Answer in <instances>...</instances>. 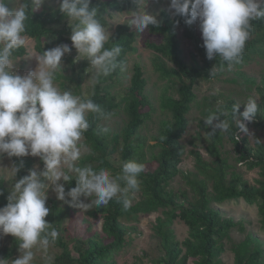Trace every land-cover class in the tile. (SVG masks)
I'll return each mask as SVG.
<instances>
[{
	"label": "trees",
	"instance_id": "16d2710c",
	"mask_svg": "<svg viewBox=\"0 0 264 264\" xmlns=\"http://www.w3.org/2000/svg\"><path fill=\"white\" fill-rule=\"evenodd\" d=\"M46 1L48 3L42 9L34 8L27 1L29 18L26 21L24 36L34 40V50L38 54L62 44L68 45L71 51L76 50L72 47L70 39L71 21L59 10L60 0ZM90 7L98 9V19L106 27L109 26L110 13L136 10L133 0H91ZM158 21L159 26H149L148 29L151 33L161 35V42H149L147 46L156 54L154 67L160 77H166L169 81L171 79V83L176 84L173 88L176 96L167 94V88L161 97L160 105L167 110L170 118L161 123L162 128L155 138L156 143L151 146L156 150L145 151L140 133L141 127L149 118L152 105L146 94L147 80L139 64L132 68L127 96L122 99L127 121L119 134L121 141L117 136L110 139L108 131H102L105 128L103 122L113 116L120 106L116 95L113 94L112 83L122 73L127 56L135 50L136 32L132 25L128 24V20L115 26L105 45L121 47V54L115 62L117 66L109 75L95 79L92 92L88 96H82L100 105L106 115L89 114L90 126L83 134L81 142L90 148V152L82 156L79 163L90 164L97 170L101 167L107 168L114 175L120 173L122 166L117 168L109 162L107 157L111 153L120 154L122 164L128 160L142 163L144 171L139 176L140 188L135 191L137 199L127 208L114 198L107 205L89 209V217L101 219L102 234L95 231L87 221L81 222L78 219H74L70 224L78 226L74 228V234H71L70 226L65 225L64 220L65 215H71L74 210L57 207L54 202L47 205L50 211L45 220L59 233L53 246L60 252L53 256V264H116L115 258L127 244V233L134 223L139 221V216L158 211H161L162 215L156 217L153 228L163 255L153 260L155 264H222V255L225 252L226 240L230 238V231L234 228L243 230L242 222L224 217L218 209V206L227 202L243 199L249 205H257L261 227L264 230V79L261 85L257 86L261 101L257 103L259 111L255 119L261 129V143L256 142L249 147L245 133L240 132L235 125L236 112L231 109L236 101L227 100L220 106L225 109V113L220 114L219 118L227 120L231 127L227 133H221L218 129L216 135L210 137L207 151L211 159H204L198 150L191 151L195 173L184 176L191 193L185 189H170L169 182L181 173L179 165L183 159L184 147L180 140L187 130V114L195 100V82L197 79H209L212 68L217 65L219 69L223 62L219 57L212 60L206 58L202 37L196 33L193 24L189 26L184 23L183 17L162 10ZM179 27L183 29L184 37L201 58H194L192 65L184 61L178 39ZM26 51L25 46L16 50L13 59L23 57ZM256 56L264 57V20L252 22L251 35L246 42L243 56L240 62L233 66L251 61ZM166 59L175 66L167 65ZM88 66L90 62L87 59L80 60L76 66L71 65L70 80L77 84L74 95L79 91ZM224 69H228L226 63ZM60 77L58 74L57 78ZM176 78L180 82L174 80ZM146 107L149 110L144 111ZM216 108L207 109V114ZM209 128L211 132L212 129L210 126ZM225 138L236 148L239 154L237 161L246 162L248 170L258 169V178L254 184L243 178L241 173L231 169L228 157L221 152ZM11 159L15 165L23 161V167L16 174L18 180L29 174L33 165L31 157ZM121 185L124 186L123 181ZM71 187H75V178L65 182L66 191ZM0 193V207H3L8 202L3 179H0ZM132 199L130 193V200ZM176 220L183 222L188 228V235L183 241L176 238L173 228ZM10 241L9 249L0 251V257L9 259L18 250L17 239L10 235ZM230 250L233 253V264H264L263 241L252 233H247L241 241L231 244Z\"/></svg>",
	"mask_w": 264,
	"mask_h": 264
},
{
	"label": "clouds",
	"instance_id": "9594fccd",
	"mask_svg": "<svg viewBox=\"0 0 264 264\" xmlns=\"http://www.w3.org/2000/svg\"><path fill=\"white\" fill-rule=\"evenodd\" d=\"M145 2L133 0L136 10L128 20L140 33L160 23L155 15L144 10ZM31 3L39 8L44 0ZM90 4L91 0H60L59 10L71 21L70 39L79 53L77 59H87L93 78L98 79L115 69L122 49L105 47L110 33L98 19V9ZM169 10L183 17L186 25L199 21L206 58L219 57L223 62L219 69L217 65L212 68L210 77L223 70L225 63L231 68L240 62L252 22L264 20V0H169ZM28 18L27 0L13 10L7 6V0H0V155L39 157L43 162L42 170L30 169L28 175L13 184L7 204L0 207V236L15 237L19 251L18 258L12 260L0 257V264H34L38 252L44 264H53L49 250L59 233L45 220L50 211L46 207L49 188L58 200L85 211L107 205L114 198L127 208L131 204L130 193L139 190V176L144 171V165L136 160L124 162L115 175L107 168L97 170L90 164L79 163L87 151L81 140L90 126L89 114H106L92 99L57 86L62 57L71 51L66 44L36 55L38 66L34 71L25 75L14 72L13 53L26 44ZM243 106V119L236 120L235 125L240 132L251 135L247 123L257 117V98L249 96ZM239 108L240 104H234L231 110L238 112ZM223 113L225 109L218 106L204 117L205 124L212 129L209 137L215 136L218 129L221 133L229 131L230 123L219 118ZM256 142L261 143L258 139ZM21 167L23 161L8 169V175L15 177ZM73 178L75 187L66 191L65 182ZM81 197L94 199L85 203Z\"/></svg>",
	"mask_w": 264,
	"mask_h": 264
},
{
	"label": "rangeland",
	"instance_id": "374dc122",
	"mask_svg": "<svg viewBox=\"0 0 264 264\" xmlns=\"http://www.w3.org/2000/svg\"><path fill=\"white\" fill-rule=\"evenodd\" d=\"M32 6L31 0H27ZM25 0H7V6L10 10H13L18 6L19 3H23ZM48 1L44 0V3L36 9H42L47 5ZM144 10L150 14H153L159 19L162 10H169V0H146L144 4ZM134 11V10H132ZM110 13L108 17L109 26L106 27L107 31L111 34L115 26L119 23L125 22L130 19V13ZM196 33L202 37L199 30V21L193 23ZM132 29L136 32V41L134 43L135 50L127 56L125 67L122 73L113 81L112 90L113 94L116 95L117 100L120 102V106L116 110V113L109 117L103 122L106 129H108L109 137L112 139L117 136L121 141L119 134L122 127L127 121V116L124 111V102L122 99L127 96V90L129 86L130 77L132 74V68L135 64H139L142 69L144 76L147 80L146 94L151 102L150 115L147 121L140 129L142 140L144 141L143 148L145 151L149 152L155 148L151 147L156 143V137L159 130L162 128L161 123L170 118L167 110H164L160 105L161 97L164 91L167 89V94H174L173 88L176 84L171 83L165 77L161 78L158 71L154 67V59L156 54L147 46V43L161 42V35L154 34L147 28L143 33L136 30L135 26ZM178 39L183 50L184 61L188 65L193 64L194 58L200 60V56L196 54L190 42L184 37L183 29L178 28ZM26 39V54L23 57L13 59L14 65L13 70L15 73L20 75H25L29 71H34L38 66V61L36 60V55L38 53L34 50V40L25 36ZM79 53L77 50L70 51L62 57L61 61V71L58 74L61 75L57 78V86L61 90H71L75 92L76 82L71 81V65H77L80 60L77 59ZM71 59V60H70ZM166 63L169 66L174 67L175 65L166 59ZM264 57L256 56L253 60L240 64L239 66H232L231 68L224 69L217 73L214 77L209 79H197L194 85L193 92L195 93V100L191 105V109L187 114L188 127L184 133L180 143L184 147V155L179 169L181 173L176 175L170 182L168 187L174 191L187 190L190 192V187L188 186L187 179L184 176L190 175V173H195L194 158L191 151L198 150L204 159H211L210 153L207 151V146L210 142V137L207 135L210 132L209 126L204 122V117L207 115V109L216 108L222 106L227 100H235L236 104H240L239 111L236 112V120L243 119L240 113L243 112L244 106L243 102L249 96L257 98V103L261 101L260 93L257 86L261 85V81L264 79ZM93 73L91 65L86 68V74L84 80L79 87V91L75 95L88 96L92 92V87L94 83ZM180 82L179 79H174ZM149 110L148 107L144 111ZM215 123V121H214ZM247 127L251 133L245 134L247 143L251 148L256 144V140L260 138V128L256 124V120L251 123H247ZM82 143V142H81ZM122 144V142H121ZM87 151L84 155L90 152L88 146ZM156 150V149H155ZM223 155L228 157V163L231 164V169L238 173H241L243 178L247 179L251 184L255 183V179L258 178V169L248 170L247 164L244 161H237L239 156L236 148L228 142L225 138L223 141V148H221ZM83 155V156H84ZM33 165L32 169L42 170L43 162L39 157H32ZM107 159L115 167L119 168L122 166L120 159V154L116 152L108 155ZM13 161L6 155H0V179H3V184L7 189V195L10 194L13 184L18 181L17 176L10 177L8 175V169L13 167ZM191 178V176H190ZM133 199L131 203L137 199V193H131ZM71 198L66 197V200L70 201ZM81 199L85 203L91 202L94 198H84ZM56 203L57 207L73 209L71 215H65L64 224L69 225V232L73 233L75 227L71 223L74 219H78L81 222L87 221L93 229L100 234H102L101 227L102 221L100 218H91L88 216L87 211L75 207L73 204L67 203L66 201H61L56 198V194L49 188L47 190V200L46 206L51 203ZM217 207V206H216ZM224 217H231L235 222H242L243 230L234 228L230 231V238L226 240L225 252L222 255V264H233V253L230 250V246L233 243L241 241L247 233H252L259 239L263 241L264 246V230L261 227L260 215L258 213L257 205H249L243 199H239L236 202H227L218 206ZM161 211L154 212L151 214H145L139 216V221L134 223V226L127 233V244L124 248L117 254L115 260L116 264H155L154 259L159 258L163 255L162 249L158 243V237L153 228L155 219L160 216ZM80 227V226H79ZM176 238L179 241H183L188 235L187 226L176 220L173 225ZM11 244L10 234L0 236V251H5L9 249ZM58 249L51 246L49 250V255L53 258L56 255ZM75 255V252H73ZM41 253L36 254V259L34 264H44V260ZM19 251L14 252V255L9 258V260L18 258ZM190 264V263H188Z\"/></svg>",
	"mask_w": 264,
	"mask_h": 264
}]
</instances>
